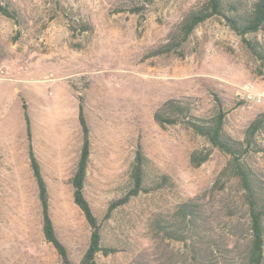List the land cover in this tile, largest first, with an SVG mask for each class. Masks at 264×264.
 <instances>
[{"label":"rangeland","instance_id":"obj_1","mask_svg":"<svg viewBox=\"0 0 264 264\" xmlns=\"http://www.w3.org/2000/svg\"><path fill=\"white\" fill-rule=\"evenodd\" d=\"M230 1L246 9L253 0ZM206 2L0 0L13 15L0 12V264H63L43 234L24 103L58 235L76 263L88 248L91 228L71 183L83 144L79 97L91 140L85 193L105 246L118 249L99 254L98 264L245 263L250 214L231 156L182 120L162 127L156 119L171 99L199 119L223 111L225 132L243 141L264 114V101L246 97L264 93V64L224 17L207 19L184 39L183 25ZM245 38L264 47V31ZM255 141L244 160L264 192V127ZM139 149L152 190L107 218L111 203L132 188ZM195 151L210 156L195 166ZM162 175L173 186L159 189ZM190 200L200 213L187 228L177 211ZM159 215L185 230V240L158 230Z\"/></svg>","mask_w":264,"mask_h":264},{"label":"trees","instance_id":"obj_2","mask_svg":"<svg viewBox=\"0 0 264 264\" xmlns=\"http://www.w3.org/2000/svg\"><path fill=\"white\" fill-rule=\"evenodd\" d=\"M238 6L240 5H236L230 0H207L206 4L199 11L190 14L183 25L184 39H187L207 19L214 16H222L227 21L229 27L244 38V41L257 60L261 64H264V47L259 42H250L245 38L246 34L264 31V0H253L246 9H241ZM0 12L8 17H13L8 9L1 4ZM23 108L25 110L24 117L29 142L30 164L41 204L44 237L54 246L63 264H98L97 258L99 254H113L118 252V249L116 247L105 246L101 221L96 216L85 193L91 155V140L90 127L84 112L83 99L79 97V122L83 133V144L71 183L73 186L74 202L84 213L91 228V235L88 248L79 263L71 259L67 246L63 243L56 230L50 210L48 185L32 143L31 119L26 103L23 104ZM172 116H176L177 119L172 118ZM179 116H182V118L178 119ZM225 117L226 113L222 111L216 117L199 119L191 113L188 106L184 105L182 101L175 99L168 100L156 114V119L162 127L166 124H174L182 120L195 132L204 136L213 147L231 156L229 166L233 168L234 174L241 180L246 194L251 222L250 246L244 264H264V192L253 179L254 172L244 160L245 155L256 145V133L264 127V114L258 116L250 124L243 141L236 140L225 132ZM209 156L210 151H195L192 154L191 162L195 166H200L208 160ZM146 162L147 159L142 149H139L131 174L132 188L124 197L111 203L106 215L107 218L111 216L116 208L129 203L133 197L139 196L142 192L149 193L152 190L150 187H147ZM157 185L161 189L171 187L173 183L168 175H162ZM177 213L179 221L188 228V226H193L198 220L196 218L199 216L200 207L195 201L190 200L181 204ZM155 227L165 232L170 238L180 241L185 240V230H178L170 220L162 215L156 217Z\"/></svg>","mask_w":264,"mask_h":264},{"label":"built area","instance_id":"obj_3","mask_svg":"<svg viewBox=\"0 0 264 264\" xmlns=\"http://www.w3.org/2000/svg\"><path fill=\"white\" fill-rule=\"evenodd\" d=\"M246 97L248 100H253L257 103H262L264 101V93H253L252 91H248Z\"/></svg>","mask_w":264,"mask_h":264}]
</instances>
